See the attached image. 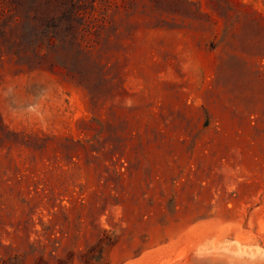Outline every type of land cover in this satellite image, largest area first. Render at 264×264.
<instances>
[{"label":"rangeland","instance_id":"374dc122","mask_svg":"<svg viewBox=\"0 0 264 264\" xmlns=\"http://www.w3.org/2000/svg\"><path fill=\"white\" fill-rule=\"evenodd\" d=\"M83 4L0 27V264H264V0Z\"/></svg>","mask_w":264,"mask_h":264},{"label":"trees","instance_id":"16d2710c","mask_svg":"<svg viewBox=\"0 0 264 264\" xmlns=\"http://www.w3.org/2000/svg\"><path fill=\"white\" fill-rule=\"evenodd\" d=\"M84 0H0V27H4L3 31L16 30L22 27L25 23L31 24V27L35 28L37 20L41 17L45 20L42 25H39L37 29L44 31L48 27V22L55 23L56 30L67 29L71 34L75 31V21L81 16L85 10ZM37 26V25H36ZM9 33V32H8ZM54 37L51 35L48 37V41H38L34 51L30 50L35 57L40 56L39 61H36L40 67V62H48L47 54H40V50H43V46L47 43H51ZM14 44H18L15 40ZM2 45L0 43V50L2 51ZM23 55H27V50L20 51Z\"/></svg>","mask_w":264,"mask_h":264},{"label":"bare ground","instance_id":"6f19581e","mask_svg":"<svg viewBox=\"0 0 264 264\" xmlns=\"http://www.w3.org/2000/svg\"><path fill=\"white\" fill-rule=\"evenodd\" d=\"M192 245V244H191ZM190 246V245H189ZM188 247V246H187ZM190 248V247H189ZM236 248V247H235ZM187 249V248H186ZM185 249V250H186ZM200 249V248H199ZM220 249V248H219ZM185 250H183L180 254H179V256L178 257H184L182 260H179V261H177V262H175L174 264H186L190 259H195V263H193V264H256L255 262H250V261H248V260H244V261H239V260H237L238 259V256L239 257H241L242 258V254H240V253H236V252H233V250L234 249H231L232 251H228L230 254H234V257H235V255H236V259H233V258H228V255H229V253H228V255L227 256H225L224 254L222 255V253L221 254H216V252L217 251H214V252H212L211 253V251H209L210 252V254L209 253H207V254H205L206 252H204L203 250H199L196 254H194V255H191V254H186L185 253ZM236 250V249H235ZM226 251V250H225ZM221 252H222V250H221ZM224 252V251H223ZM179 253V252H178ZM177 253V254H178ZM202 253V254H201ZM203 253L205 254V255H203ZM219 253V252H218ZM226 253V252H225ZM165 257V256H164ZM164 257H163V259H164ZM170 257V256H169ZM243 258H244V256H243ZM242 258V259H243ZM177 259V258H176ZM205 259H207V260H205ZM240 259V258H239ZM245 259V258H244ZM246 259H249L250 260V258H246ZM252 259V258H251ZM254 259V258H253ZM256 259V258H255ZM168 260V259H167ZM160 261H161V259H160ZM165 261V260H164ZM164 261L162 262V263H160V264H165L164 263ZM170 261V260H169ZM174 261V260H173ZM172 261V262H173ZM196 261H198V262H196ZM256 261V260H255ZM168 263V262H167ZM158 264V263H157ZM168 264H170V263H168Z\"/></svg>","mask_w":264,"mask_h":264},{"label":"water","instance_id":"95a60500","mask_svg":"<svg viewBox=\"0 0 264 264\" xmlns=\"http://www.w3.org/2000/svg\"><path fill=\"white\" fill-rule=\"evenodd\" d=\"M205 260H207V259H205ZM196 262H198V261H196ZM193 263H195V259L192 258L186 264H193Z\"/></svg>","mask_w":264,"mask_h":264}]
</instances>
